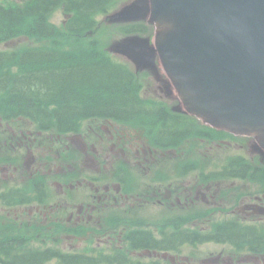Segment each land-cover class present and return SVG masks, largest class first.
I'll return each instance as SVG.
<instances>
[{
    "label": "flooded vegetation",
    "instance_id": "1",
    "mask_svg": "<svg viewBox=\"0 0 264 264\" xmlns=\"http://www.w3.org/2000/svg\"><path fill=\"white\" fill-rule=\"evenodd\" d=\"M140 75L148 130L0 129V262L264 264V157L180 111L162 71Z\"/></svg>",
    "mask_w": 264,
    "mask_h": 264
},
{
    "label": "trees",
    "instance_id": "2",
    "mask_svg": "<svg viewBox=\"0 0 264 264\" xmlns=\"http://www.w3.org/2000/svg\"><path fill=\"white\" fill-rule=\"evenodd\" d=\"M122 1L0 3V46L19 39L32 44L0 50V119L28 120L35 130L57 134L78 133L84 122L117 119L152 128L160 109L146 108L138 98L136 75L102 49V34L110 27L96 18ZM56 9L67 17L61 26L49 22ZM112 29L124 35L150 34L140 23Z\"/></svg>",
    "mask_w": 264,
    "mask_h": 264
},
{
    "label": "water",
    "instance_id": "3",
    "mask_svg": "<svg viewBox=\"0 0 264 264\" xmlns=\"http://www.w3.org/2000/svg\"><path fill=\"white\" fill-rule=\"evenodd\" d=\"M155 43H113L138 69L159 57L186 110L264 151V0H134L112 23L146 21Z\"/></svg>",
    "mask_w": 264,
    "mask_h": 264
},
{
    "label": "rangeland",
    "instance_id": "4",
    "mask_svg": "<svg viewBox=\"0 0 264 264\" xmlns=\"http://www.w3.org/2000/svg\"><path fill=\"white\" fill-rule=\"evenodd\" d=\"M24 0H0V3H7V2H22ZM123 3L117 5L116 9L120 8L122 6ZM99 21H104V17H98L97 18ZM64 21V16L60 11H57L54 13V15L52 16L51 22L56 24V25H60L62 22ZM106 34H107V38H106V43H113L117 40H119V38L121 37L120 35H118L117 33H113L111 31V29H106ZM104 41V35H102V42ZM31 46L32 44H30L26 39H19V40H15L12 42H9L7 44L1 45L0 46V50H11V49H17V48H23V47H27V46ZM106 46V44L102 43V47L104 48ZM114 60L118 61V62H125V59H123L120 56H114ZM232 153H238V151L233 150Z\"/></svg>",
    "mask_w": 264,
    "mask_h": 264
}]
</instances>
